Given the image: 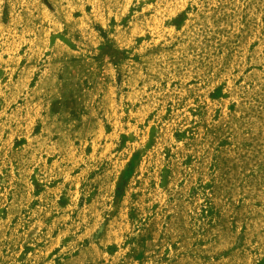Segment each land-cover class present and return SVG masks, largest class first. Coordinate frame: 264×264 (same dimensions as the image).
<instances>
[{"label":"rangeland","instance_id":"obj_1","mask_svg":"<svg viewBox=\"0 0 264 264\" xmlns=\"http://www.w3.org/2000/svg\"><path fill=\"white\" fill-rule=\"evenodd\" d=\"M0 264H264V0H0Z\"/></svg>","mask_w":264,"mask_h":264}]
</instances>
